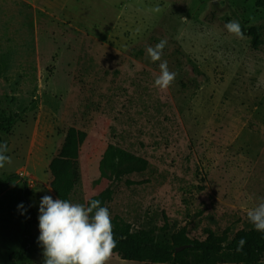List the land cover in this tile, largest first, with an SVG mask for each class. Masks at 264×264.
I'll return each mask as SVG.
<instances>
[{
	"label": "rangeland",
	"instance_id": "rangeland-1",
	"mask_svg": "<svg viewBox=\"0 0 264 264\" xmlns=\"http://www.w3.org/2000/svg\"><path fill=\"white\" fill-rule=\"evenodd\" d=\"M233 19L243 39L224 28ZM251 25L261 30L257 50ZM161 39L162 60L177 73L167 89L154 85L161 61L146 54ZM0 107L19 114L2 133L12 163L0 175L28 182L37 217L42 196L56 199L49 163L73 126L87 134L74 203L110 189L111 219L133 230L232 237L254 227L246 210L264 198V8L254 0H0ZM108 144L147 160L146 170L100 179ZM21 179L0 190V264L22 241ZM44 259L40 244L30 263ZM108 264L151 263L112 253ZM205 264L235 263L222 255Z\"/></svg>",
	"mask_w": 264,
	"mask_h": 264
},
{
	"label": "trees",
	"instance_id": "trees-1",
	"mask_svg": "<svg viewBox=\"0 0 264 264\" xmlns=\"http://www.w3.org/2000/svg\"><path fill=\"white\" fill-rule=\"evenodd\" d=\"M254 5L257 9L264 8V0H254ZM260 31L258 25H251L247 28V35L251 38V46L255 50L263 43ZM18 118L17 112L8 113L0 107V142H3L2 133L10 131ZM86 136V132L73 126L69 127L60 152L49 163V170L52 175L50 188L56 198L74 203V194L81 185V173L78 165L79 150ZM147 166L148 162L144 158L114 144H108L99 162L100 179L106 178L110 174L119 179L121 174L142 172L146 170ZM18 179L21 178L16 173H11L5 178L0 175V190H6L11 183ZM21 180L23 187L20 200L27 214L24 220L20 247L8 255L10 264H32L30 263V256L33 249L40 245L32 233V227L38 222V217L29 200L32 190L29 189L26 180ZM203 188L204 186L199 187V189ZM89 199L99 200L100 206L106 207V203L112 199V190L106 189ZM111 220L116 241L113 253L121 260L151 264L170 262L205 264L216 261L218 257L223 255L235 264H255L264 256V232L257 231L254 227L238 230L232 237L229 236L228 232L216 234L207 230L206 236L202 240L189 237L183 228L171 233L168 237L158 239L153 236L151 230H133L129 223L117 216ZM241 238L246 242L242 250L237 251L238 242ZM182 245H189V247L176 252L175 249Z\"/></svg>",
	"mask_w": 264,
	"mask_h": 264
},
{
	"label": "clouds",
	"instance_id": "clouds-1",
	"mask_svg": "<svg viewBox=\"0 0 264 264\" xmlns=\"http://www.w3.org/2000/svg\"><path fill=\"white\" fill-rule=\"evenodd\" d=\"M153 11L159 12L161 9L157 6ZM224 28L237 38H244L238 20H230ZM167 43V40L161 39L154 46L146 47V54L152 62L161 61L159 75L154 80V85L160 89H167L177 75L169 70L167 61L162 60ZM8 151L7 142H0V169L12 163ZM100 204L96 199H89L83 204L53 199L50 195L41 197L37 239L43 248L44 264H108L116 241L111 214L107 207H101ZM246 216L255 230L264 232V198L248 208ZM245 242L241 238L236 250L241 251Z\"/></svg>",
	"mask_w": 264,
	"mask_h": 264
},
{
	"label": "water",
	"instance_id": "water-1",
	"mask_svg": "<svg viewBox=\"0 0 264 264\" xmlns=\"http://www.w3.org/2000/svg\"><path fill=\"white\" fill-rule=\"evenodd\" d=\"M189 247V245H182V246H179L175 249L176 252H179V251H182L183 249Z\"/></svg>",
	"mask_w": 264,
	"mask_h": 264
}]
</instances>
